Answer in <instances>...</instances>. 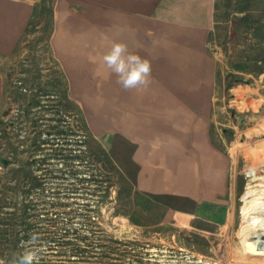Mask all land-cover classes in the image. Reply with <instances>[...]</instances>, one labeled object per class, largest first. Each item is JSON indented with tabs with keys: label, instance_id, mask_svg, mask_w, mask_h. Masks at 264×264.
I'll list each match as a JSON object with an SVG mask.
<instances>
[{
	"label": "rangeland",
	"instance_id": "obj_1",
	"mask_svg": "<svg viewBox=\"0 0 264 264\" xmlns=\"http://www.w3.org/2000/svg\"><path fill=\"white\" fill-rule=\"evenodd\" d=\"M11 1L35 12L19 46L0 51V264L26 247L42 250L38 264H159L165 253L178 264H264V223L247 209L264 200V0L213 2L209 133L228 178L195 210L137 188L131 147L115 134L100 27L117 0ZM166 1L157 42L179 26L180 4Z\"/></svg>",
	"mask_w": 264,
	"mask_h": 264
},
{
	"label": "crops",
	"instance_id": "obj_2",
	"mask_svg": "<svg viewBox=\"0 0 264 264\" xmlns=\"http://www.w3.org/2000/svg\"><path fill=\"white\" fill-rule=\"evenodd\" d=\"M176 1L181 10L171 17L179 26L167 28L162 42L155 37V7L159 0H117L114 13L101 15V95L111 98L107 109L115 99L119 116L115 134L131 147L137 188L145 194L174 195L186 204L181 210H195L203 195L220 193L221 184L228 178V158L223 154L221 157L209 133L215 65L208 55L203 58L214 0ZM30 12L26 4L0 0L1 52L15 48L21 36L20 24L28 25ZM125 28L134 30L135 39L142 44L136 49L138 54L151 62L147 88L124 90L116 75L102 63V55L113 40H124L132 46L127 32L118 34ZM172 33L178 40L175 46ZM1 86L0 74V100Z\"/></svg>",
	"mask_w": 264,
	"mask_h": 264
},
{
	"label": "clouds",
	"instance_id": "obj_3",
	"mask_svg": "<svg viewBox=\"0 0 264 264\" xmlns=\"http://www.w3.org/2000/svg\"><path fill=\"white\" fill-rule=\"evenodd\" d=\"M127 32L132 40V46L124 40H113L110 49L102 55V63L117 77V83L124 90L147 88L151 83V62L138 54L136 49L142 44L135 39V32L130 28L119 29V33ZM35 236L32 237L34 241ZM41 249L26 247L13 257L12 264H38ZM159 264H178L176 259H170L165 253L159 258Z\"/></svg>",
	"mask_w": 264,
	"mask_h": 264
},
{
	"label": "bare ground",
	"instance_id": "obj_4",
	"mask_svg": "<svg viewBox=\"0 0 264 264\" xmlns=\"http://www.w3.org/2000/svg\"><path fill=\"white\" fill-rule=\"evenodd\" d=\"M254 190V189H253ZM253 190L250 189V191L248 192L246 199L253 195ZM263 197L262 196H256L251 198L248 202V206L247 209L249 211L250 214H254L252 215V217L260 222L264 223V200L261 201Z\"/></svg>",
	"mask_w": 264,
	"mask_h": 264
},
{
	"label": "trees",
	"instance_id": "obj_5",
	"mask_svg": "<svg viewBox=\"0 0 264 264\" xmlns=\"http://www.w3.org/2000/svg\"><path fill=\"white\" fill-rule=\"evenodd\" d=\"M36 9V8H35ZM34 12H35V10H34ZM34 12H33V14H32V17L34 16ZM32 20V19H31ZM31 20L29 21V24H28V27L27 28H29L30 27V25H31ZM27 33V29L25 30V32H24V35ZM19 43H20V39H19V41H18V43H17V45H16V48L19 46ZM62 73V78H64V73L63 72H61Z\"/></svg>",
	"mask_w": 264,
	"mask_h": 264
}]
</instances>
